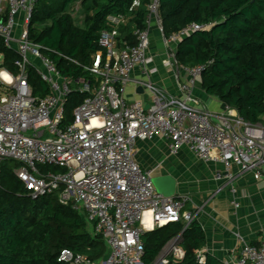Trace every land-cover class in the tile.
Returning <instances> with one entry per match:
<instances>
[{
	"label": "built area",
	"instance_id": "1",
	"mask_svg": "<svg viewBox=\"0 0 264 264\" xmlns=\"http://www.w3.org/2000/svg\"><path fill=\"white\" fill-rule=\"evenodd\" d=\"M35 3L0 0V39L20 57L17 76L0 70V163L12 161L19 166L13 172L31 199L56 193L62 206L85 217L90 233L100 236L107 249V255L97 261L63 249L57 255L58 263L144 264L143 234L174 223L187 227L194 220L185 208L188 196L164 197L156 192L153 170H142L135 161L137 141L162 138L171 155L186 147L199 160L219 162L224 172H217L215 180L231 182L236 167L239 175L264 181V122H246L227 106L220 114L199 106L193 90L204 66L187 68L176 63V45L211 24L192 23L164 38L171 65L186 75L177 97L154 84L147 69L152 22L163 35L159 0H150L147 6L146 27L133 28V43L119 38L124 16L107 18L111 28L100 33V50L91 56L89 65L81 66L94 78L93 84L61 76L42 55L41 47L29 40ZM13 43L16 51L11 48ZM28 68L47 84L46 97L32 95ZM135 71L143 80L132 79ZM131 83L147 92V102L125 98ZM71 91L89 96L73 111L72 123L62 126ZM231 204L238 207L235 201ZM181 242V234L172 238L151 264L181 262L185 256ZM205 259L201 249L196 252L197 264H204ZM231 264H264V240L243 244Z\"/></svg>",
	"mask_w": 264,
	"mask_h": 264
},
{
	"label": "trees",
	"instance_id": "2",
	"mask_svg": "<svg viewBox=\"0 0 264 264\" xmlns=\"http://www.w3.org/2000/svg\"><path fill=\"white\" fill-rule=\"evenodd\" d=\"M81 1L85 11L83 26L75 24L70 7ZM150 0H36L29 26V40L41 47L57 72L68 79L94 78L81 66L89 65L100 50L99 35L111 28L107 18L124 16L119 38L133 43V28L146 27ZM158 13L163 37L195 23L211 24L194 32L175 47L180 67L204 66L200 86L237 116L251 124L264 122V0H159ZM0 70L17 76L19 55L0 39ZM76 62L77 64L73 63ZM27 84L32 95L49 94L34 69H27ZM89 93L71 91L64 105L61 125L73 121V111ZM19 166L0 163V264H62L56 261L63 249L103 259L107 249L100 236H93L85 217L70 206H62L56 193L31 199L14 174ZM47 170L44 168L42 171ZM53 172L56 169H50ZM182 235L184 259L170 264H197L195 254L205 242L200 225L192 221L168 224L141 236L143 263L151 264L166 244ZM204 264H220L206 256Z\"/></svg>",
	"mask_w": 264,
	"mask_h": 264
},
{
	"label": "crops",
	"instance_id": "3",
	"mask_svg": "<svg viewBox=\"0 0 264 264\" xmlns=\"http://www.w3.org/2000/svg\"><path fill=\"white\" fill-rule=\"evenodd\" d=\"M149 38L147 69L151 81L168 95L180 96L179 86L186 75L171 65L164 37L154 22L149 28ZM132 79L143 80L139 71L132 73ZM193 94L202 108L214 114L223 112L224 105L217 98L206 95L200 82ZM125 98L128 101L149 100L147 92L135 83L126 88ZM134 150L135 161L142 170H153V178L171 177L175 182L174 195L190 198L185 208L194 214V221L204 232L201 250L205 256L220 264H231L239 256L243 244L257 245L264 240V181H255L250 174L239 175L236 167L232 169L231 182L215 180L217 172H224L221 163L199 160L186 147L171 155L167 141L162 138L137 141ZM232 201L238 204L237 208L232 206Z\"/></svg>",
	"mask_w": 264,
	"mask_h": 264
},
{
	"label": "water",
	"instance_id": "4",
	"mask_svg": "<svg viewBox=\"0 0 264 264\" xmlns=\"http://www.w3.org/2000/svg\"><path fill=\"white\" fill-rule=\"evenodd\" d=\"M152 182L156 192L159 195H162L164 197H171L175 194V182L171 177H156L153 178Z\"/></svg>",
	"mask_w": 264,
	"mask_h": 264
},
{
	"label": "rangeland",
	"instance_id": "5",
	"mask_svg": "<svg viewBox=\"0 0 264 264\" xmlns=\"http://www.w3.org/2000/svg\"><path fill=\"white\" fill-rule=\"evenodd\" d=\"M69 13L71 15V17L73 18L74 22L76 25L78 26H83L84 22H85V11L84 9L81 7V1L75 2L69 9ZM159 47H161V45L159 44ZM11 48L16 51L17 50V46L13 43L11 45ZM161 50V48H159ZM2 61V58L0 56V63ZM35 64V66H37L39 69H43L40 65V63L38 61L33 62ZM3 162V161H2ZM14 163V162H13Z\"/></svg>",
	"mask_w": 264,
	"mask_h": 264
},
{
	"label": "bare ground",
	"instance_id": "6",
	"mask_svg": "<svg viewBox=\"0 0 264 264\" xmlns=\"http://www.w3.org/2000/svg\"><path fill=\"white\" fill-rule=\"evenodd\" d=\"M3 78H5L6 80H8V78H7V76H6V74L3 72Z\"/></svg>",
	"mask_w": 264,
	"mask_h": 264
}]
</instances>
